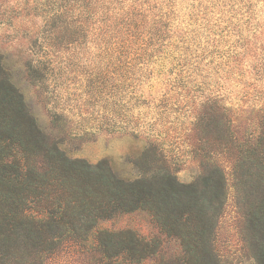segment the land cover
I'll return each instance as SVG.
<instances>
[{
    "label": "rangeland",
    "instance_id": "374dc122",
    "mask_svg": "<svg viewBox=\"0 0 264 264\" xmlns=\"http://www.w3.org/2000/svg\"><path fill=\"white\" fill-rule=\"evenodd\" d=\"M58 1L0 0V56L43 132L69 159L91 165L109 160L116 171L135 176L145 168L135 167L137 153L156 144L188 184L200 174L193 124L209 99L232 110L233 133L254 132L264 103V0H172L169 40L143 60L92 36L58 45L60 31L50 27ZM244 39L251 50L245 56L236 48ZM235 53L238 69L228 74ZM219 162L228 189L213 245L218 264H255L232 163ZM100 231H132L156 241L164 263L181 255L177 241L163 236L146 213L103 222ZM87 249L92 245L62 237L43 264H90Z\"/></svg>",
    "mask_w": 264,
    "mask_h": 264
},
{
    "label": "trees",
    "instance_id": "16d2710c",
    "mask_svg": "<svg viewBox=\"0 0 264 264\" xmlns=\"http://www.w3.org/2000/svg\"><path fill=\"white\" fill-rule=\"evenodd\" d=\"M171 3L59 0L50 27L60 31L62 47L92 36L143 60L169 40ZM242 41L236 48L245 56L251 50ZM237 57L231 56L228 74L238 69ZM216 102L209 99L193 124L192 154L200 174L192 183L179 181V166L173 168L156 144L136 155L135 167L143 164V172L126 175L109 160L91 165L69 159L43 132L0 56V264H43L62 237L92 245L85 251L90 264H168L158 260L156 241L132 231L97 232L101 223L135 213H146L163 236L177 241L181 255L170 264H218L213 245L228 189L219 160L232 163L233 185L245 208V238L255 264H264V103L254 132L242 137L232 132V110Z\"/></svg>",
    "mask_w": 264,
    "mask_h": 264
}]
</instances>
